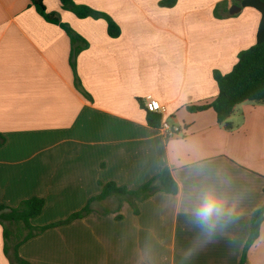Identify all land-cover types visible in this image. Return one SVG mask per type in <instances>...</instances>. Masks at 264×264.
<instances>
[{
  "label": "crops",
  "instance_id": "crops-1",
  "mask_svg": "<svg viewBox=\"0 0 264 264\" xmlns=\"http://www.w3.org/2000/svg\"><path fill=\"white\" fill-rule=\"evenodd\" d=\"M43 1L88 43L75 58L81 89L65 30L30 0H0V205L42 198L32 224L46 226L84 208L100 183L136 190L169 168L179 191L140 201L138 215L123 201L121 219L94 210L26 241L19 255L30 264H240L251 215L264 206V104L237 106L232 129L213 110L187 106L217 96L213 73H229L256 43L259 13L230 14L236 0H178L170 9L159 0H75L120 27L112 38L104 19ZM147 95L166 107L177 135L148 125ZM207 196L224 206L214 228L194 220ZM102 204L114 201L96 209ZM0 264H12L1 226ZM246 264H264V222Z\"/></svg>",
  "mask_w": 264,
  "mask_h": 264
},
{
  "label": "trees",
  "instance_id": "trees-1",
  "mask_svg": "<svg viewBox=\"0 0 264 264\" xmlns=\"http://www.w3.org/2000/svg\"><path fill=\"white\" fill-rule=\"evenodd\" d=\"M30 1L31 6L47 22L60 25L68 34L72 46L71 64L75 71V58L78 53L88 47V43L66 23H63L55 12H48L43 0ZM59 1L63 9L72 12L79 19L89 17L104 19L107 22L108 35L112 38L120 36V27L105 13L96 11L88 5L78 4L75 0ZM177 2L178 0H159L158 4L162 8L170 9L175 7ZM236 3L242 8H251L259 13L260 21L256 43L238 54L237 62L229 73L223 74L219 71L213 73L214 81L218 86V94L213 100L187 106V110L193 113L213 110L218 123L224 125L226 129H232L229 119L240 104L246 102L264 104V0H236ZM221 9L227 10L222 4L217 5L214 10L215 17H222L219 14ZM75 77L77 80L76 86L81 89L76 71ZM144 110L148 125L152 128H159L161 116L146 109ZM4 143L5 138L0 134V145ZM100 186V193L92 197L80 211L71 214L63 221L46 226H34L32 224V220L38 217L44 209L45 200L42 198L32 197L25 199L16 207L0 205V226L2 227L4 253L10 262L12 264H30L19 255V247L49 228L81 219L94 210L102 214L114 213L116 214V219H121L122 216L117 213L123 201L128 202L134 213L138 215V203L140 201L146 200L160 191L174 195L179 191L178 184L169 168L162 169L152 180L136 190H130L115 182L100 183ZM111 198L114 201L113 207L103 206L102 204L101 208L96 209L98 203L101 204ZM263 222L264 206L251 215L250 234L242 251L240 264H246L248 250L259 238Z\"/></svg>",
  "mask_w": 264,
  "mask_h": 264
},
{
  "label": "clouds",
  "instance_id": "clouds-1",
  "mask_svg": "<svg viewBox=\"0 0 264 264\" xmlns=\"http://www.w3.org/2000/svg\"><path fill=\"white\" fill-rule=\"evenodd\" d=\"M223 214V203L212 196H207L194 213V220L201 227L214 228L216 222Z\"/></svg>",
  "mask_w": 264,
  "mask_h": 264
},
{
  "label": "built area",
  "instance_id": "built-area-1",
  "mask_svg": "<svg viewBox=\"0 0 264 264\" xmlns=\"http://www.w3.org/2000/svg\"><path fill=\"white\" fill-rule=\"evenodd\" d=\"M140 104L149 112L157 113L161 116V123L159 129H161L166 135L174 136L179 133V129L169 125L163 118L166 114V107L162 105L158 100L153 98L151 95L142 97Z\"/></svg>",
  "mask_w": 264,
  "mask_h": 264
},
{
  "label": "water",
  "instance_id": "water-1",
  "mask_svg": "<svg viewBox=\"0 0 264 264\" xmlns=\"http://www.w3.org/2000/svg\"><path fill=\"white\" fill-rule=\"evenodd\" d=\"M240 10H241V6L238 4H234L232 7H230L229 13L233 15L239 12Z\"/></svg>",
  "mask_w": 264,
  "mask_h": 264
}]
</instances>
